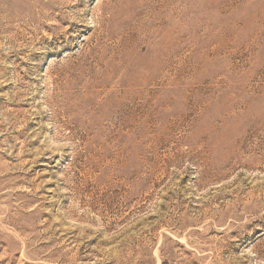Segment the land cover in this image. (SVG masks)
Returning a JSON list of instances; mask_svg holds the SVG:
<instances>
[{"label": "rangeland", "instance_id": "374dc122", "mask_svg": "<svg viewBox=\"0 0 264 264\" xmlns=\"http://www.w3.org/2000/svg\"><path fill=\"white\" fill-rule=\"evenodd\" d=\"M0 264H264V0H0Z\"/></svg>", "mask_w": 264, "mask_h": 264}]
</instances>
